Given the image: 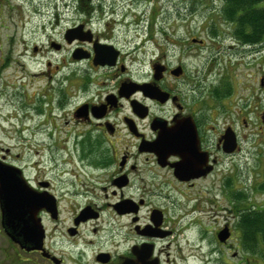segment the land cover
<instances>
[{
  "label": "rangeland",
  "instance_id": "rangeland-1",
  "mask_svg": "<svg viewBox=\"0 0 264 264\" xmlns=\"http://www.w3.org/2000/svg\"><path fill=\"white\" fill-rule=\"evenodd\" d=\"M224 6V0H0V156L8 154L32 182L42 177L55 182L61 219L58 224L45 222L47 244L68 264H93L101 238L115 225L129 230L131 224L129 217L111 219L105 212L99 222L83 227L79 246L58 244L60 233L91 198L87 191L100 206L107 202L93 185L98 179L91 174L88 146L80 143L85 130L73 122V110L83 102L81 74H74L79 68L70 64L71 48L50 47L51 41L62 43L69 29L89 18L98 31L110 22V28L130 42L126 49L140 76L150 74L153 59L160 55L176 61L177 44L188 45L192 37L203 40L202 49L188 54L186 69L191 77L204 80L196 92L216 100L220 119L229 114L224 108L235 116L246 102H260L256 115L243 114L249 121V128L238 129L243 153L220 167L217 180L209 178L183 192L166 190L171 195L165 197L156 193L141 216H148L151 205L167 214L166 228L172 235L157 245L160 264H264V246L259 254L248 252L238 229L243 211L264 209V46L241 45L233 33L235 25L225 19ZM127 26L130 32L124 34ZM192 87L180 85L185 94ZM226 221L235 233L222 245L215 235ZM86 240L98 245H85ZM0 264L47 263L25 255L6 235L0 219Z\"/></svg>",
  "mask_w": 264,
  "mask_h": 264
},
{
  "label": "flooded vegetation",
  "instance_id": "flooded-vegetation-1",
  "mask_svg": "<svg viewBox=\"0 0 264 264\" xmlns=\"http://www.w3.org/2000/svg\"><path fill=\"white\" fill-rule=\"evenodd\" d=\"M92 23L91 18L79 23L84 28L70 36V42L65 35L62 43L51 41L50 47H59L57 50L71 48L70 64L79 68V72L75 70L74 74H77L75 77L81 74L78 90L83 95V102L73 110V122L85 130L80 143L88 146L92 156L87 157L91 174L98 179L93 185L107 202L100 206L91 191H87L91 198L76 211L71 225L60 233L62 239L58 244L61 247L67 243L79 246L83 227L99 222L105 212L111 219L129 217V230L115 225L107 232L105 240L101 238L92 263L139 264L140 256L148 255L150 250L148 261L158 259L157 245L172 235L166 228L167 214L161 208L151 205L148 216L142 220L141 214L150 204L151 197L156 193L163 197L171 195L166 190H190L212 177L217 180L215 176L220 167L243 153L238 129L249 128L248 118L243 114L250 112L256 115L260 109L256 106L260 102L255 105L256 101L253 104L248 100L249 104L246 102V107L239 109L235 116L231 108H224L223 111L229 114L220 119L216 100L205 99V93L203 96L196 92L204 80L199 76L196 79L191 77L186 69L188 54L195 55L198 52L196 48H203L204 41L199 37L187 39L188 45L177 44L180 53L176 61L160 55L153 59L150 74L140 76L134 70V62L129 59L132 54L126 49L130 42H124L117 29L110 28V22H106L99 31L91 26ZM127 28L124 34L130 32L129 26ZM78 35L80 37H74ZM37 51L35 48L34 52ZM191 84V92H181L180 85ZM260 118L264 126V112L260 113ZM238 123L240 127H236ZM0 162L21 168L24 180L36 193L54 195L58 219L55 221L46 209L40 213L46 234L44 248L61 264H68L65 258L50 251L47 244L49 233L45 222L53 220L58 224L61 219V199L54 191L55 182L43 177L32 182L25 169L13 163L8 154L2 153ZM68 179L75 181L73 175ZM0 219L2 224V215ZM231 225L226 221L216 231L218 240L221 231L228 229L230 232V238L222 245H228L234 236L235 230ZM86 243L92 246L96 241L86 240ZM22 251L25 255H37L47 264H55L41 251ZM82 252L80 255H84Z\"/></svg>",
  "mask_w": 264,
  "mask_h": 264
},
{
  "label": "water",
  "instance_id": "water-1",
  "mask_svg": "<svg viewBox=\"0 0 264 264\" xmlns=\"http://www.w3.org/2000/svg\"><path fill=\"white\" fill-rule=\"evenodd\" d=\"M83 28L84 25L69 29L66 33L68 41H71L70 36ZM232 141H234L233 137ZM0 207L2 227L14 244L16 243L25 252L41 251L44 257L52 259L55 264H61L56 257L46 253L44 248L46 234L40 217L41 211L46 209L55 221L58 219V206L54 195L48 192L36 193L24 180L21 168L0 162ZM86 212L84 211L83 214ZM230 236L229 230L224 229L218 235L219 241L225 243ZM150 256L151 250L148 255H141L139 264H158L157 259L148 261Z\"/></svg>",
  "mask_w": 264,
  "mask_h": 264
},
{
  "label": "trees",
  "instance_id": "trees-1",
  "mask_svg": "<svg viewBox=\"0 0 264 264\" xmlns=\"http://www.w3.org/2000/svg\"><path fill=\"white\" fill-rule=\"evenodd\" d=\"M224 4L225 19L235 25V39L245 47L264 46V0H224ZM238 229L244 248L259 254L264 246V209L243 211Z\"/></svg>",
  "mask_w": 264,
  "mask_h": 264
}]
</instances>
